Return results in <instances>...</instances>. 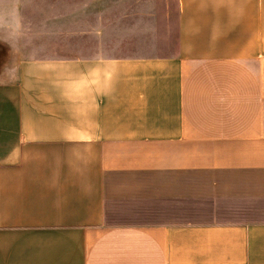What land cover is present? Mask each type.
Here are the masks:
<instances>
[{"label":"crops","instance_id":"0c3cea01","mask_svg":"<svg viewBox=\"0 0 264 264\" xmlns=\"http://www.w3.org/2000/svg\"><path fill=\"white\" fill-rule=\"evenodd\" d=\"M33 18L63 41L0 60V264H264V0H0V43Z\"/></svg>","mask_w":264,"mask_h":264},{"label":"rangeland","instance_id":"374dc122","mask_svg":"<svg viewBox=\"0 0 264 264\" xmlns=\"http://www.w3.org/2000/svg\"><path fill=\"white\" fill-rule=\"evenodd\" d=\"M139 4H115V6L118 7V11L121 13L122 10H129L131 7H134L135 9L138 8ZM136 18L129 20L130 24L135 20ZM26 21V20H24ZM126 21V20H125ZM90 20L86 19L83 20L82 24L73 26V22H71L67 29H62V31H70V34H67L65 39L68 44L74 43L75 37L78 39V35H74L71 33L74 29H78L80 26H82V41L83 42H90L94 41L93 38H91V35L84 34L86 30H89V23ZM99 23H103V20H99ZM122 20L121 19H115V24L112 26V28H109L106 30V32L102 36V42H107L110 44H122L124 47L123 49L121 47H117V49L113 51H109L107 53H111L114 55L119 54H154L153 51H150L147 48V46H152V42L147 43L146 40H143L146 38L143 35H136V34H128L127 29L124 26L121 25ZM118 23V24H117ZM47 28H49V20H44L41 18H33L31 20H28V30L29 34L23 35V36H17L12 37L11 39L7 38L8 41H2L0 43V60H3V63L8 62L10 58H13L15 53L13 50H10L13 44L24 42L28 45L32 46V49L26 50L23 54L27 56H34L39 57L46 55L49 51V47H51L54 44H59V42L63 41L59 36L56 34L58 32L57 28H54L52 30H49L50 33H47ZM45 32V33H44ZM52 32V33H51ZM64 34V33H63ZM64 39V40H65ZM65 42V41H64ZM98 42V41H97ZM128 48V49H127ZM58 53V52H53ZM7 66L0 67V73L1 72H7L6 68ZM7 74V73H6ZM4 76V74H2Z\"/></svg>","mask_w":264,"mask_h":264}]
</instances>
